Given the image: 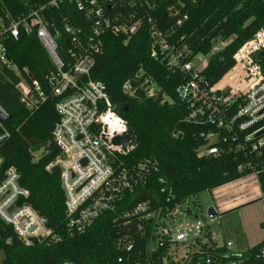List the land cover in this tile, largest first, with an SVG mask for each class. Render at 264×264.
Returning <instances> with one entry per match:
<instances>
[{"label":"trees","instance_id":"1","mask_svg":"<svg viewBox=\"0 0 264 264\" xmlns=\"http://www.w3.org/2000/svg\"><path fill=\"white\" fill-rule=\"evenodd\" d=\"M4 1L9 10L12 7L16 10L25 3L32 5L44 0ZM115 5L122 16L135 14L143 24L127 41L121 37L105 38L104 50L96 58L91 78L104 84L135 145L121 157L122 161L135 164L151 158L157 163L146 184L128 197L132 205L146 202L149 211L156 212L160 219L167 215L171 218V212L188 202L195 205L200 193L212 192L253 174L264 204V156L236 149L238 142L242 144L245 131L236 132L235 141L227 137L223 142L224 131L185 121L188 105L180 102L175 93L184 76L170 72L160 60L150 57L151 39L146 25L150 19L158 30L166 32L168 42L176 50L188 52L187 59L206 56L208 60L201 75L214 84L233 67L237 49L264 26V0H116ZM219 43L225 45L210 54L213 45ZM7 50L18 70H27L32 79L44 85L52 66L35 38L21 36L10 41ZM139 71L157 86L156 98H146L139 89L132 95L121 91L122 84ZM18 80L10 70L0 73V106L9 115L3 125L10 133L0 144V156L5 167L16 168L18 183L28 193L25 203L62 238L58 243L24 247L12 229L0 220V264H176L167 238L162 240V246L156 245L157 228L165 227V223L153 218L116 226L112 223L114 216L107 214L83 234H67L60 171L57 167L46 170L58 155V148L52 142L58 120L54 100L47 99L36 109L26 108L15 89ZM162 96L168 102L161 103ZM122 106L127 107L126 112L120 110ZM216 133L220 140L211 146L221 149L220 153L199 156L198 150L208 143L206 136ZM38 152L41 153L35 157ZM184 212L189 214L187 208ZM124 236L133 243L128 251L118 248V239ZM206 238L208 244L196 238L187 245L189 264H264L261 254L264 240L234 253L226 247H216L209 232ZM149 243L154 250L148 248Z\"/></svg>","mask_w":264,"mask_h":264},{"label":"built area","instance_id":"2","mask_svg":"<svg viewBox=\"0 0 264 264\" xmlns=\"http://www.w3.org/2000/svg\"><path fill=\"white\" fill-rule=\"evenodd\" d=\"M115 2L44 0L9 10L6 2L0 0V73L10 70L19 78L15 89L26 108L36 109L47 99L54 100L58 120L52 142L58 148V155L46 170L57 167L60 171L67 234L81 235L107 214L114 216L112 223L116 226L153 218L165 223V227L157 228L156 245L162 246V240L167 238L172 252L187 237V232L177 227L179 208L171 212V218L167 215L160 219L156 212L149 211L148 203L132 205L128 197L146 184L157 163L151 158L135 164L122 161L121 157L135 145L104 84L91 78L96 58L104 50L105 38L121 37L127 41L143 24L135 14L124 17L118 13ZM146 25L151 39L150 57L160 60L170 72L184 76L175 93L180 102L188 105L185 121L224 131L223 142L228 138L233 142L236 132L245 131L247 134L236 149L264 156V26L237 49L233 67L210 84L201 75L206 64L201 69L193 65L194 59L200 60L201 55L187 59L188 52L176 50L168 42L166 32L158 30L150 19ZM21 36L35 38L49 58L52 70L45 76L44 85L32 79L27 70H18L8 57V43ZM224 45L214 44L210 54ZM138 89L146 98H156L159 94L155 83L141 71L121 86L126 95ZM165 102L168 101L162 96L161 103ZM3 123L0 121V144L10 137ZM123 136L130 138L127 145L113 144L114 138ZM211 136L213 141L208 140ZM206 140L207 145L198 150V155H218L221 149L211 145L219 142V134L207 135ZM250 176L257 182L255 174ZM18 180L16 168L5 167L0 156V220L12 229L24 247L60 242L62 236L47 227L43 218L25 203L28 193ZM200 229L199 226L189 229L193 232L191 243L200 237ZM128 239L127 236L118 239V248L130 250L133 243ZM148 248L154 250L151 243ZM174 255L176 264H189L187 258L177 263L181 258Z\"/></svg>","mask_w":264,"mask_h":264},{"label":"rangeland","instance_id":"3","mask_svg":"<svg viewBox=\"0 0 264 264\" xmlns=\"http://www.w3.org/2000/svg\"><path fill=\"white\" fill-rule=\"evenodd\" d=\"M207 60L206 56H202L200 60L195 58L193 65L197 69H201L205 66ZM208 140L213 141L214 137L211 136ZM40 153H36L35 157ZM238 181L217 188L212 192H202L195 200V205L190 201L183 205L181 209H178L177 227L186 231L187 237L183 244L173 248L172 253L175 254L173 257L186 258L189 255L190 250L187 245L191 243L193 238V232H190L189 229L193 226L201 227L199 239L202 243L208 244L206 235L209 232L211 242L216 247H226L229 252L234 253H239L264 240L263 202L256 201L237 207L250 197L258 196L259 187L257 182L251 176ZM247 181L249 184L244 185ZM249 193L251 196L241 199V196L249 195ZM185 208L188 209L189 214L184 212ZM210 208L214 212L213 217L207 214ZM232 208L235 209L229 211ZM172 231H175L173 227ZM227 243L230 245L226 246ZM1 260L2 254L0 253V263Z\"/></svg>","mask_w":264,"mask_h":264},{"label":"water","instance_id":"4","mask_svg":"<svg viewBox=\"0 0 264 264\" xmlns=\"http://www.w3.org/2000/svg\"><path fill=\"white\" fill-rule=\"evenodd\" d=\"M122 112H126L127 107L126 106H122L120 109ZM9 119V115L7 114V112L0 106V121L1 122H5ZM130 141V138L128 136H123V137H116L113 139V144L118 145V144H125L127 145L128 142ZM36 151V149L33 150V153ZM208 216L213 217L214 216V212L213 210L210 208L207 212ZM43 223H46L45 219H42Z\"/></svg>","mask_w":264,"mask_h":264},{"label":"crops","instance_id":"5","mask_svg":"<svg viewBox=\"0 0 264 264\" xmlns=\"http://www.w3.org/2000/svg\"><path fill=\"white\" fill-rule=\"evenodd\" d=\"M240 181V180H239ZM238 181V182H239ZM237 183V182H236ZM247 184H249L248 183V181L247 182H245V184L244 185H247ZM257 186H258V183H257ZM258 196L256 197V195L254 196V197H250L249 199H247V201L246 202H244V203H242V204H240L239 206H237V207H242V206H244V205H247V204H251V203H254V202H258V201H261V202H263L262 200H260V198H261V195H260V192L258 191ZM249 196H251V194L249 193V195L247 194V195H245V196H241V199H243V198H246V197H249ZM233 209H235V208H232L231 210H233ZM262 241V240H261ZM260 241V242H261ZM252 246H254V245H252ZM249 248V247H248ZM243 251V250H242Z\"/></svg>","mask_w":264,"mask_h":264}]
</instances>
